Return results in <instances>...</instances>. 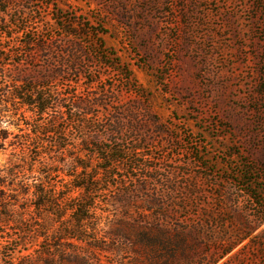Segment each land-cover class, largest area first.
<instances>
[{"label":"rangeland","instance_id":"374dc122","mask_svg":"<svg viewBox=\"0 0 264 264\" xmlns=\"http://www.w3.org/2000/svg\"><path fill=\"white\" fill-rule=\"evenodd\" d=\"M22 81L64 99V136L7 145L0 168L59 171L62 200L89 165L98 208L78 232L23 202L0 264H264V0H0V86Z\"/></svg>","mask_w":264,"mask_h":264},{"label":"trees","instance_id":"16d2710c","mask_svg":"<svg viewBox=\"0 0 264 264\" xmlns=\"http://www.w3.org/2000/svg\"><path fill=\"white\" fill-rule=\"evenodd\" d=\"M94 37H96L95 34ZM16 83L18 84H11L12 86H9L6 91H3L2 86H0V150H4L8 145L26 152L31 147V143L35 138L63 137L64 134L59 132L58 127L60 120H66L67 118V109L62 104L64 99L60 98V95L54 93L52 90L51 92H46L45 87H35L30 82L25 81ZM16 104L23 105L29 111L36 114L35 116L42 118L41 123L38 124L41 130L36 129L33 123L20 120L18 115L9 110ZM10 126H15L17 132L28 135L31 141L23 140L20 144H16L14 140L17 136L10 131ZM84 128L83 126L82 129L84 130ZM90 139L97 140L96 136H93L91 138H83V141H89ZM47 143L48 141H44L45 145ZM57 147L60 148L61 152H67L69 144H65L64 138H60V143L58 142ZM92 147L94 149V160L105 161L107 163L114 162L111 151L101 149L96 145ZM101 151L107 152L108 157L104 160L101 157ZM16 163H13L8 168H0V224L5 223L9 226L17 224L19 219L21 221L25 220L23 213H27L29 208H22V211L21 205L23 202L31 204L33 212L31 211L29 217L34 216L36 212L46 211L55 215L57 220H59L58 222L61 223L60 221H64L65 219L63 214L66 212L71 219L69 229L77 230L78 232L90 221L88 214L97 211L98 203L93 200L94 192H97V190L91 181H98V178L91 176H88V178L83 177L85 176V172H93L91 166L77 162V175H70L67 171L64 173L65 177L71 179V190L61 200L58 198V195L60 192H63L65 185L58 186L56 182H49L51 175L60 174L59 171L53 170L42 174L40 170H37L38 168H36L33 162L25 165L24 162L19 160ZM110 167H107L105 170ZM255 173H258V171L255 172L251 167H248L239 171L238 175L242 180H246L248 175L251 176ZM259 180L260 178L254 179V181ZM125 237L128 238V236ZM71 239L82 240L78 235L73 236ZM243 239L245 237L237 242H231L229 251L236 248Z\"/></svg>","mask_w":264,"mask_h":264}]
</instances>
